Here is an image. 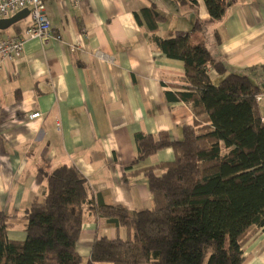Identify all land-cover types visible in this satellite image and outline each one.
Masks as SVG:
<instances>
[{"label": "crops", "instance_id": "obj_1", "mask_svg": "<svg viewBox=\"0 0 264 264\" xmlns=\"http://www.w3.org/2000/svg\"><path fill=\"white\" fill-rule=\"evenodd\" d=\"M154 4L164 17L157 35L172 38L189 32L196 20L209 18L203 0L180 5L176 0H44L55 39L47 44L29 38L31 19L0 30V38L22 36L17 60L0 71V210L20 217L44 190L43 172L60 166L77 168L96 200L130 212L150 209L143 173L126 176L135 160L137 133H166L173 142L183 126L205 125L181 101L166 94L182 85L183 63L161 54L149 42L145 22L135 13ZM12 17V16H11ZM10 18V17H9ZM220 45L210 50L227 73L245 75L264 92V0H236L222 20L208 29ZM212 83L222 76L210 71ZM264 117V100L260 103ZM39 113L40 117L30 119ZM174 160L171 147L140 161L143 169ZM155 171L156 176H160ZM8 238L23 241L16 221ZM125 240V229L107 227L97 214L83 215L76 252L85 263L95 240ZM242 264H264V231L243 247Z\"/></svg>", "mask_w": 264, "mask_h": 264}, {"label": "trees", "instance_id": "obj_2", "mask_svg": "<svg viewBox=\"0 0 264 264\" xmlns=\"http://www.w3.org/2000/svg\"><path fill=\"white\" fill-rule=\"evenodd\" d=\"M235 2L203 0L209 18L172 38L157 35L164 17L154 4L134 14L139 25L140 19L145 22L149 42L183 63V84L175 85L167 100L190 106L205 123L183 126L175 142L166 133L134 135L135 160L126 176L145 175L151 208L130 212L98 202L74 166L43 172L40 201L34 200L19 218L0 210V264L243 263V247L264 231V121L256 101L261 89L245 75L227 73L207 45L210 36L214 48L220 45L217 31L209 34L208 29ZM210 71L222 76L218 85ZM165 147L173 149V161L134 169ZM86 212L97 214L107 227L125 229L127 238L95 240L84 263L76 243ZM17 220L26 233L23 241L8 238Z\"/></svg>", "mask_w": 264, "mask_h": 264}, {"label": "built area", "instance_id": "obj_3", "mask_svg": "<svg viewBox=\"0 0 264 264\" xmlns=\"http://www.w3.org/2000/svg\"><path fill=\"white\" fill-rule=\"evenodd\" d=\"M23 9L28 10L31 19V25L25 31L29 38H38L44 44L56 38L51 33L44 0H0V19L9 18ZM24 42L22 36L0 38V71L6 63L14 62L19 58ZM263 100L264 92H261L256 96V101L261 103ZM39 117V113L30 115V119ZM261 120L264 121V117Z\"/></svg>", "mask_w": 264, "mask_h": 264}, {"label": "water", "instance_id": "obj_4", "mask_svg": "<svg viewBox=\"0 0 264 264\" xmlns=\"http://www.w3.org/2000/svg\"><path fill=\"white\" fill-rule=\"evenodd\" d=\"M29 12L26 9H23L17 12L10 18L0 19V30L8 29L9 27L13 26L14 24L24 20L28 17Z\"/></svg>", "mask_w": 264, "mask_h": 264}, {"label": "rangeland", "instance_id": "obj_5", "mask_svg": "<svg viewBox=\"0 0 264 264\" xmlns=\"http://www.w3.org/2000/svg\"><path fill=\"white\" fill-rule=\"evenodd\" d=\"M207 45H208V48H210V45H209V44H207ZM219 81H220V80H215V81H214V84H215V85H218V84H219Z\"/></svg>", "mask_w": 264, "mask_h": 264}]
</instances>
